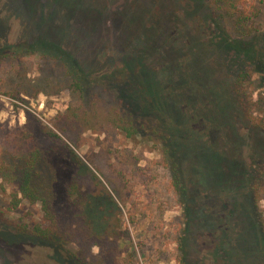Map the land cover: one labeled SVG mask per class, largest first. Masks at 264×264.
Returning <instances> with one entry per match:
<instances>
[{"label":"rangeland","instance_id":"obj_1","mask_svg":"<svg viewBox=\"0 0 264 264\" xmlns=\"http://www.w3.org/2000/svg\"><path fill=\"white\" fill-rule=\"evenodd\" d=\"M247 1L249 38L204 0H0V161L21 136L38 148L36 185L85 217L119 264H264V0ZM245 68L250 117L234 92ZM107 94L144 133L113 123ZM79 105L77 121L61 115ZM74 179L85 204L70 210ZM10 190L0 264H84L73 244L23 230L42 213L27 201L9 210Z\"/></svg>","mask_w":264,"mask_h":264},{"label":"trees","instance_id":"obj_2","mask_svg":"<svg viewBox=\"0 0 264 264\" xmlns=\"http://www.w3.org/2000/svg\"><path fill=\"white\" fill-rule=\"evenodd\" d=\"M204 1L207 5L209 4L212 11H220V14L217 15H226L228 18H232L235 31L241 38H249L258 31V27L252 20L251 4H248L247 0ZM45 49H51V51L58 53L52 48ZM62 61L71 67L72 74H74L76 64L71 57H62ZM258 66H260L259 63ZM258 66L256 61L249 65L253 72L261 70ZM248 68H245L239 73L236 84L237 86H234V92L236 95V103L240 107V112L243 115L247 114L250 117V114H248L246 110L248 100L245 99L246 96L243 92L245 89L243 88L244 80L249 75V72L246 71ZM105 96L111 100L107 103L115 110L116 117L114 118L113 123L120 128L127 137H130L132 134L144 133L140 127L141 125H138V121L134 120L121 101L115 97H108V94ZM80 111H82V105H79L76 108L69 107L61 115L67 120L77 121L79 119ZM54 125L62 127L58 120L54 122ZM49 133L53 137L58 138V135L55 132L50 131ZM18 140L17 146L14 148L9 161H0V187L4 190L6 185L11 187L7 206L9 210L16 209L22 201L37 203L42 213V221L36 222L32 225L26 222L17 224L20 225L23 230H29L39 237L56 239L57 241L73 244L75 246V258L84 264H119L111 246L103 247L102 242L97 239L102 234L95 230L94 226L90 224L85 217L80 214L78 215L77 212L75 216L70 215L68 217L69 214L58 210L52 200H50V198L39 189L35 180L39 150L36 147L31 149L27 148L24 145V136H21ZM163 144L168 157L167 161L170 165L171 184L176 191H180L181 184L178 163L173 159L167 143L164 141ZM65 198L71 205L70 210L81 208V206L85 204L84 190L77 180H71L66 184ZM257 219L264 232L263 223L260 220L259 215ZM124 231L126 235H129L126 229ZM105 232L109 231L106 230ZM94 245L100 247V250L96 254H93L91 250Z\"/></svg>","mask_w":264,"mask_h":264}]
</instances>
